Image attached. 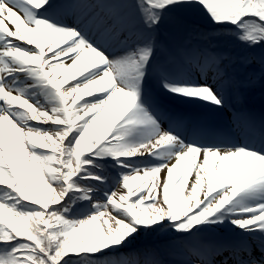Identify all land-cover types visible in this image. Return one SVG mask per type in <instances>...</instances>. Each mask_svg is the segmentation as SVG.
I'll list each match as a JSON object with an SVG mask.
<instances>
[{"label": "snow or ice", "instance_id": "6c2138e0", "mask_svg": "<svg viewBox=\"0 0 264 264\" xmlns=\"http://www.w3.org/2000/svg\"><path fill=\"white\" fill-rule=\"evenodd\" d=\"M213 41L264 53V0H0V264H137L162 232L264 264V125L205 140L173 106L225 108Z\"/></svg>", "mask_w": 264, "mask_h": 264}, {"label": "bare ground", "instance_id": "6f19581e", "mask_svg": "<svg viewBox=\"0 0 264 264\" xmlns=\"http://www.w3.org/2000/svg\"><path fill=\"white\" fill-rule=\"evenodd\" d=\"M262 57H264V53L248 52L239 47L233 58L230 80L227 81L226 79L231 84V95H226L224 89L216 85L227 102L225 107L228 116L231 117V119L229 118L231 122L228 121L233 124L231 136L228 137L233 141L243 143L250 135L247 133L249 128L247 127L248 130L245 129L243 117L245 119V116L252 117L253 121L249 120V123L256 130L264 125V63H262ZM255 74H258V77H254ZM259 118H262V120L259 121ZM195 120L199 125L192 123L193 128L202 127L205 123H208L210 128H216L217 126L218 132L214 131L206 134L207 137L196 133L205 140L226 134L224 132H228L230 126L225 120L219 117L217 119L212 115L199 116L198 114Z\"/></svg>", "mask_w": 264, "mask_h": 264}, {"label": "rangeland", "instance_id": "374dc122", "mask_svg": "<svg viewBox=\"0 0 264 264\" xmlns=\"http://www.w3.org/2000/svg\"><path fill=\"white\" fill-rule=\"evenodd\" d=\"M186 24L188 28L193 32V35L196 32H205L209 30L208 25L202 18L194 20L193 22L186 21ZM165 33H166V38H168V36L173 33V22H169V24L166 25ZM194 43H197V42L194 41ZM199 43L203 47L210 48L212 51H214L215 53H217L223 58L222 67H223L225 75H224V78L216 85L221 86L224 89L226 95L227 94L231 95V84L230 82H227V81L230 80L229 76L232 74L231 68H232L233 58L235 56V52L239 49V47L236 45H224L217 41H213L211 44H208L206 42H199ZM192 72H193V75H195L199 72V69L195 65H193ZM254 77H258V74H255ZM173 106L175 110L179 109V111L182 112L181 115L183 118L187 115L188 111H190L191 114L196 113V115L199 114V116L205 114L207 116L212 115L217 119L219 117L222 120H225L228 124H230L231 122V120H229V118L231 119V117L228 116V111L226 107L222 111H216L211 108H205V107L195 106V105H183V104L174 103ZM245 117L246 119L244 118V121H245L244 126L246 128L249 120L253 121V119L252 117H248V116H245ZM261 120L262 118H259V121ZM205 124L207 128L205 131H203L202 134H206L205 132H210L211 130L209 125L207 123ZM224 133H226V131ZM221 237H223L224 240L228 239L227 235L222 234V233H216L215 235L206 236L204 239H205V242L212 243L217 238H221ZM163 243H169L167 245L168 247L163 246ZM170 243H171L170 236H168L167 234L163 232L156 233V234L145 233L141 235L129 247V249L126 250V252L124 253V257L137 262V264H146L147 261L152 260V259H158V258H163L167 260L169 264H177L178 261L185 259L186 257L181 252L170 250ZM170 251L172 252V254L170 253ZM144 255H146V257Z\"/></svg>", "mask_w": 264, "mask_h": 264}]
</instances>
